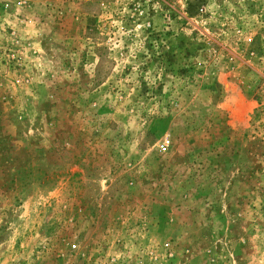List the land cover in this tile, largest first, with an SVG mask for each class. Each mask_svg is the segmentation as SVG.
Instances as JSON below:
<instances>
[{"label":"rangeland","instance_id":"374dc122","mask_svg":"<svg viewBox=\"0 0 264 264\" xmlns=\"http://www.w3.org/2000/svg\"><path fill=\"white\" fill-rule=\"evenodd\" d=\"M0 264H264V0H0Z\"/></svg>","mask_w":264,"mask_h":264}]
</instances>
